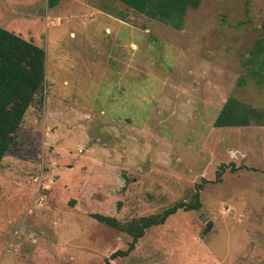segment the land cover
<instances>
[{
    "label": "rangeland",
    "instance_id": "obj_1",
    "mask_svg": "<svg viewBox=\"0 0 264 264\" xmlns=\"http://www.w3.org/2000/svg\"><path fill=\"white\" fill-rule=\"evenodd\" d=\"M47 3L0 0V26L46 52L0 165V264H264V126L214 127L230 97L264 110V86L237 84L264 0H203L181 31L118 0ZM204 180L200 210L111 259L131 238L92 215L160 214Z\"/></svg>",
    "mask_w": 264,
    "mask_h": 264
},
{
    "label": "trees",
    "instance_id": "obj_2",
    "mask_svg": "<svg viewBox=\"0 0 264 264\" xmlns=\"http://www.w3.org/2000/svg\"><path fill=\"white\" fill-rule=\"evenodd\" d=\"M127 8L172 27L177 31L184 28L189 10H198L203 0H118ZM60 0H48V7L54 8ZM243 62L244 73L238 79L243 88L249 82L264 86V27ZM46 52L32 40L0 26V165L10 150L17 145V134L28 109L35 105L45 85ZM40 98L38 103L41 105ZM264 126V110L253 108L235 97L224 103L214 122L215 128H240ZM223 167L217 174L220 180ZM207 181L196 185V192L190 201H180L165 209L162 213L132 219L128 222L94 214L92 217L105 226L127 234L131 238L127 250L117 251L111 259L127 257L136 248L146 232L164 225L180 210L198 211L202 208L200 192ZM107 264H110L109 260Z\"/></svg>",
    "mask_w": 264,
    "mask_h": 264
},
{
    "label": "water",
    "instance_id": "obj_3",
    "mask_svg": "<svg viewBox=\"0 0 264 264\" xmlns=\"http://www.w3.org/2000/svg\"><path fill=\"white\" fill-rule=\"evenodd\" d=\"M212 227H213V223L212 222H209L207 224V228L206 229L209 231Z\"/></svg>",
    "mask_w": 264,
    "mask_h": 264
}]
</instances>
